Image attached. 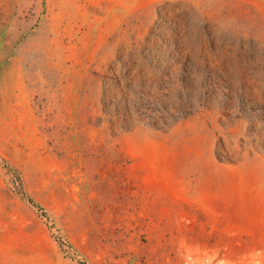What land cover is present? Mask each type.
Segmentation results:
<instances>
[{
    "label": "rangeland",
    "instance_id": "obj_1",
    "mask_svg": "<svg viewBox=\"0 0 264 264\" xmlns=\"http://www.w3.org/2000/svg\"><path fill=\"white\" fill-rule=\"evenodd\" d=\"M0 264H264V0H0Z\"/></svg>",
    "mask_w": 264,
    "mask_h": 264
}]
</instances>
